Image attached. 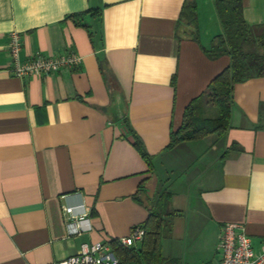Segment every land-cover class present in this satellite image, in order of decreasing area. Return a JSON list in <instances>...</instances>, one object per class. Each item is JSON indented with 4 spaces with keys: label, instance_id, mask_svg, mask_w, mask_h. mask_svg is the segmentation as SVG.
Returning <instances> with one entry per match:
<instances>
[{
    "label": "crops",
    "instance_id": "crops-1",
    "mask_svg": "<svg viewBox=\"0 0 264 264\" xmlns=\"http://www.w3.org/2000/svg\"><path fill=\"white\" fill-rule=\"evenodd\" d=\"M189 1L0 0V264H52L83 242L119 241L163 191L177 212L170 238L189 242L181 252L205 239L216 264L230 222L262 251L264 76L234 86L224 135L168 147L187 105L231 62L204 50L223 32L214 0H195L196 26L182 16ZM242 2L245 20L264 24V0ZM13 30L22 61L75 52L82 62L15 76ZM68 207L88 212L80 235L68 233Z\"/></svg>",
    "mask_w": 264,
    "mask_h": 264
},
{
    "label": "trees",
    "instance_id": "trees-1",
    "mask_svg": "<svg viewBox=\"0 0 264 264\" xmlns=\"http://www.w3.org/2000/svg\"><path fill=\"white\" fill-rule=\"evenodd\" d=\"M214 4L223 32L213 38L210 48L204 50L211 58L228 54L231 62L213 78L204 94L187 105L181 126L171 132L170 148L213 133L224 135L230 126L234 86L249 78L264 76V24H250L245 20L242 0H214ZM182 16L188 23L197 25L195 0L185 5ZM206 98L217 108V116L205 115ZM133 137L134 146L152 168L151 155L135 134ZM170 199L171 194L163 191L148 205V217L141 225L145 235L136 246H123L114 239L109 241L120 264L180 263L179 258L165 256L162 251V239L171 237L177 215L170 209Z\"/></svg>",
    "mask_w": 264,
    "mask_h": 264
},
{
    "label": "built area",
    "instance_id": "built-area-1",
    "mask_svg": "<svg viewBox=\"0 0 264 264\" xmlns=\"http://www.w3.org/2000/svg\"><path fill=\"white\" fill-rule=\"evenodd\" d=\"M8 51L13 61L12 74L18 77L27 75L42 76L81 64L82 56L75 52H63L46 56L40 53L21 60L22 35L13 30L9 33ZM66 226L71 235H80L82 224L88 212L77 213L73 207L67 208ZM145 235L141 225L135 226L131 233L119 240L123 246H136ZM219 259L216 264H264V246L256 253L245 228L239 223H226L222 227L219 242ZM52 264H120L109 241L83 242L78 252L66 259Z\"/></svg>",
    "mask_w": 264,
    "mask_h": 264
},
{
    "label": "rangeland",
    "instance_id": "rangeland-1",
    "mask_svg": "<svg viewBox=\"0 0 264 264\" xmlns=\"http://www.w3.org/2000/svg\"><path fill=\"white\" fill-rule=\"evenodd\" d=\"M209 104L211 103L208 102V98H206L205 107L206 105ZM217 114H218L217 108L212 106V104L210 105L209 108L205 109V115L207 116L215 117L217 116ZM205 242L208 243V241H205V239L195 240L193 242L194 246H192L189 251L181 252L182 248L189 243L188 240L175 241L172 240L170 237H165L162 239V251L165 256L178 255V252L180 251L182 253L181 255L182 258L179 264H213L214 263L213 257L210 258V255L207 254L206 251L203 249V246H206Z\"/></svg>",
    "mask_w": 264,
    "mask_h": 264
}]
</instances>
